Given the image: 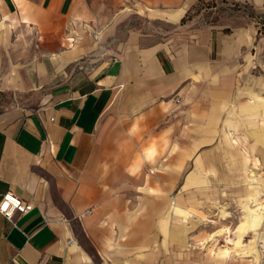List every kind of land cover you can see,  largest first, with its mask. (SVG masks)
<instances>
[{
	"label": "crops",
	"instance_id": "0c3cea01",
	"mask_svg": "<svg viewBox=\"0 0 264 264\" xmlns=\"http://www.w3.org/2000/svg\"><path fill=\"white\" fill-rule=\"evenodd\" d=\"M225 1L240 7L241 21L223 26L206 21L193 30L195 40L175 54L160 45L157 35H145L118 57L88 67L80 63L71 73L65 68L54 82L48 73L27 78L23 90L38 95L35 108L0 103V198L10 191L29 204L27 212L16 211L11 220L0 213V264L157 263L163 201L147 186V175L157 174L144 166L132 171L136 153L140 163L149 164L141 148L150 138L156 146L165 104L180 111L197 98L188 91L197 68L222 52L234 56L256 45L264 50L259 31L264 0H215L217 5ZM75 2L0 0V34L12 27L1 21L4 15H17L18 25L39 21L46 26L68 17ZM94 3L84 0L77 12L87 13L84 6ZM186 12L183 7L172 19ZM76 54L50 53L63 66ZM10 88L23 91L0 83V92ZM256 96L252 92L250 98ZM147 125L150 130H143ZM180 160L177 156L172 163ZM171 207L173 215L179 207L174 196Z\"/></svg>",
	"mask_w": 264,
	"mask_h": 264
},
{
	"label": "rangeland",
	"instance_id": "374dc122",
	"mask_svg": "<svg viewBox=\"0 0 264 264\" xmlns=\"http://www.w3.org/2000/svg\"><path fill=\"white\" fill-rule=\"evenodd\" d=\"M82 2L76 0L68 17L48 21L46 26L39 21L16 24L0 34L2 86L23 90L27 78L46 73L54 82L65 68L71 73L80 63L88 67L94 61L118 57L145 35H157L160 45L175 54L195 40L193 30L204 22L223 26L241 21L240 7L228 1L217 5L215 0H95L88 8L83 5L87 13H78ZM183 7L187 12L182 18L172 19ZM259 31L264 34L263 21ZM72 50L78 58L65 66L50 55ZM232 56L222 52L217 60L196 69L188 91L197 98L185 102L186 108L168 109L165 104L156 146L152 147L150 138L147 147L141 148L149 164L140 163L142 158L136 153L132 171L144 166L147 173L157 174L147 175V186L163 201V238L158 247H162V257L156 264H264V124L260 116H251L254 107L262 112L264 100L250 98L252 92L264 96V50L256 45ZM38 101V95L28 90L0 92L3 104L17 102L35 108ZM143 130L149 131L150 126ZM244 148L251 151V157H243ZM150 155L158 165L151 163ZM177 156L181 160L173 164ZM173 171L179 175H167ZM252 186L259 187L256 200ZM171 196L179 205L173 215ZM258 203L260 221H244L251 215L247 207ZM240 234L239 245L235 240ZM240 248L247 254L240 253Z\"/></svg>",
	"mask_w": 264,
	"mask_h": 264
},
{
	"label": "bare ground",
	"instance_id": "6f19581e",
	"mask_svg": "<svg viewBox=\"0 0 264 264\" xmlns=\"http://www.w3.org/2000/svg\"><path fill=\"white\" fill-rule=\"evenodd\" d=\"M25 18V17H24ZM1 21L4 23V25H6L7 24V22L9 23V25H11V26H14L16 23H18V22H20V20H19V18H18V16L16 15H12V16H6V15H4V17L1 19ZM257 100H261V98L264 100V96H256L255 97ZM264 104V103H263ZM256 104H254V106H255ZM262 112L261 111H259V110H257L256 109V107H254V109L252 110V112H251V116L252 117H255L256 115H258V117L260 116L261 118H262V123L264 124V106L262 107ZM262 115V116H261ZM256 118V117H255ZM253 119V118H252ZM260 119V118H259ZM254 136V135H253ZM254 138V137H253ZM246 150H245V152L246 153H249L247 156L246 155H244V158H248V157H251V155H252V153H251V151L250 150H248L247 148H245ZM258 162V161H257ZM252 163H256V160H254ZM252 190H253V200H256L257 199V197H258V194H259V187L258 186H255V187H253L252 186ZM259 203H258V205H257V207H255V208H251V207H247V211L249 212V213H251V215L250 214H247L246 216H245V218H244V221H246V222H249V223H251V224H254L255 222H256V220H259L260 221V218H261V215H260V212H256L257 211V209L259 208ZM256 212V213H255ZM254 213H255V215H254ZM226 212L223 210L222 211V215L223 216H226ZM260 217V218H259ZM243 221V222H244ZM242 222V223H243ZM258 224V223H257ZM242 234H240V235H238V239L237 240H235V243L236 244H239L240 245V242H241V238H242ZM255 239V238H254ZM251 241V240H250ZM256 243V242H255ZM249 250V249H248ZM239 252L240 253H246L247 254V252L248 251H245V249L244 248H240V250H239ZM242 256H244V255H242Z\"/></svg>",
	"mask_w": 264,
	"mask_h": 264
},
{
	"label": "built area",
	"instance_id": "2783aa9c",
	"mask_svg": "<svg viewBox=\"0 0 264 264\" xmlns=\"http://www.w3.org/2000/svg\"><path fill=\"white\" fill-rule=\"evenodd\" d=\"M29 209V204L14 195L12 192L7 191L1 195L0 198V213L8 220H11L14 213L19 211L25 213Z\"/></svg>",
	"mask_w": 264,
	"mask_h": 264
}]
</instances>
